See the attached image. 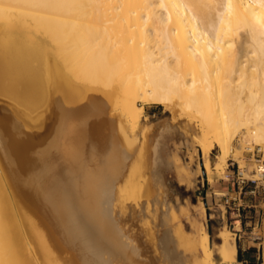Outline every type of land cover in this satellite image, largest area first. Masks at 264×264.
<instances>
[{
	"label": "bare ground",
	"instance_id": "obj_1",
	"mask_svg": "<svg viewBox=\"0 0 264 264\" xmlns=\"http://www.w3.org/2000/svg\"><path fill=\"white\" fill-rule=\"evenodd\" d=\"M22 75L29 80L19 81L17 77ZM64 75L75 83L68 82L67 89L74 96L84 97L86 102H79L87 111L77 116L81 123L85 121L78 129L79 137L86 136L84 140L89 137L106 140L108 133L101 132L110 127L124 132L128 126L130 133H136L145 105L159 104L175 116L187 117L199 129L197 141L208 173L212 170L209 156L216 148L220 150L217 169H224L232 156L247 177L259 179L264 170L263 158L259 173L252 175L244 152L255 144L264 152V0H0V96L39 109L63 83ZM2 105L8 107L9 101L4 100ZM92 112L97 116L91 117ZM69 130L74 133L71 127ZM29 145V142L15 145L14 166L6 143L0 142V264H76L65 236H56L59 226L56 227L54 214L66 216L69 224L75 226L78 202L68 171L78 172L81 183L77 182L91 188L99 182L102 174L99 177L97 173H103L105 165L102 162L104 166L100 167L101 162L91 160L92 153L87 151L80 153V150L81 156L73 157L79 149L76 147L72 156H68L70 160L74 158L71 161H66L65 156V161L54 166L50 159H47L50 163L41 160L47 164L42 168L37 165L39 159L29 152ZM69 149L65 150L68 155ZM36 165L40 166L38 171L34 170ZM121 167L109 171L106 180L111 182L120 176ZM103 186L106 189L107 185ZM88 187L82 198L92 194V188ZM105 189L83 206L94 211L100 197L109 194L111 187ZM17 210L24 222H18ZM101 217L97 216L99 222ZM38 218L46 220L42 223L47 227H41L49 235L41 232ZM81 222L84 226L81 228L92 232L93 222ZM95 229L97 250L92 248V252L97 251L98 261L94 262L108 264L125 253L117 227L116 232L109 227L99 233ZM198 230L197 234H191L180 226L176 233L179 245L185 244L186 249L200 254L198 264H216L206 226L201 225ZM233 235L236 233L229 229L218 233L220 263L238 261ZM56 249L69 251L67 256L60 252L65 255L64 261L63 256L60 259L56 256ZM178 258H174V264L180 263Z\"/></svg>",
	"mask_w": 264,
	"mask_h": 264
},
{
	"label": "rangeland",
	"instance_id": "obj_2",
	"mask_svg": "<svg viewBox=\"0 0 264 264\" xmlns=\"http://www.w3.org/2000/svg\"><path fill=\"white\" fill-rule=\"evenodd\" d=\"M17 79L21 82L29 80V78L24 75L18 76ZM62 80L63 83L58 87L53 96H51V99L46 100L44 105L39 109L32 108V104L27 103L26 106L20 105L16 100L0 96V118L3 119L0 124V142L6 143L10 161L14 166L17 165V158L14 153L15 145H26L27 142L30 143L28 146L29 152L40 160L41 164H39L38 160L37 165H42V168L47 165L46 163H50L48 161L49 159L54 163V166L58 165L59 162L65 160L69 161L72 156V149L74 148L73 152H75L77 148L79 149L76 150L77 153L72 152L74 155L73 157H75V155L79 156V151L82 150L80 153L88 152L90 155L92 153V156H90L91 160L96 159V163L101 162V166L99 165L100 167L104 165L105 167L110 166L109 168L103 167V173H97L100 175H98L99 177H101L102 174V177L100 180L98 179L99 177L96 178L100 182L96 181V183H94V185L96 184V192H94L92 181L91 185H93V187L91 188L94 193L92 192L90 196L84 198H82V193H85L84 190H86L85 188L88 187V184H80L81 180L80 176H77V174L79 175L78 172L73 171V169L68 171L69 175L72 174V176L69 177L73 182V193L76 195L75 200L78 202H75L76 207H78L76 208L78 222L75 223V226L78 228L69 224L66 216H64V218L63 216L54 214V222L56 227L59 226L56 230V236L59 238L65 236L64 241H68V246H71L70 251L76 257V264H98L94 262L98 261L95 260L98 259L97 251H94L97 250L95 246V234H97L94 231L95 228H97L95 230L98 233L108 227L114 231L118 229V231L115 232H120L119 234L121 237L119 235V238L122 240V243H124L125 253H122V256L119 255L117 259L111 260L108 264H174V258L176 257H179V264H198L201 255H198V253L195 254L194 252L193 254L188 247L186 249L184 243V245H179L180 241L176 233L179 231L180 226H183V228L191 234H197V231L199 232L198 228H200L201 225L206 226L214 250V259L215 261L217 260L216 264H223L220 263L221 258L217 252L218 245L221 242L218 233L221 229H229L236 233V235L233 236H235L238 252L240 249L239 245L248 247L256 241L260 242L264 248V180H257L258 177L255 176L247 177L243 175L239 162L233 159L232 156L227 159L224 169L215 168L220 153L219 148L213 150L209 156L212 162V170L208 173L204 166L205 156L197 141L199 129L195 127L194 122H189L187 117L181 115L175 116L170 109H166L163 105L159 104L145 105L144 119L142 118L141 126L136 133H130V128L127 125L124 132H121V130L119 132L117 128L112 127L111 129L110 127L107 131L102 129L101 132L102 135L106 132L108 133L109 139L106 138V140H108L107 142H105V139L102 140V138H97L96 140V138L89 136V139L87 138L84 140L83 138H86V136L83 134L80 135L83 139L81 140L79 137L81 132L79 130L78 133V129L83 126L85 121L81 123L82 119L77 116L85 110L87 111L85 105H80V103L85 100L84 97L74 96V94L67 89L68 82L74 83L67 75H64ZM4 100L9 101L8 107L2 105ZM78 103L79 105H77ZM85 103L83 102V104ZM64 105H66V107ZM80 108L81 110L79 112L78 109ZM117 110H113L112 112L120 113L119 108H117ZM90 115L91 117L97 116L96 112H92ZM68 127L69 129L71 127L74 133H69L68 131L70 130ZM113 130H115V133ZM124 134L126 135L124 136ZM117 137H120V140ZM115 139L118 141H115ZM121 140L123 141L121 142ZM119 141L123 146H121ZM87 143L89 146H87L88 148L86 147ZM101 144L102 146H100ZM131 144L135 146H131ZM91 145L96 146L91 147ZM101 147L103 148L101 149ZM91 148H94L96 152L94 149V152H91ZM261 148L260 145L255 144L252 149L244 151L247 168L250 169L252 167L250 169L252 175L259 173L257 172L258 166L264 158V152ZM67 149H69L70 155L66 152L68 151ZM49 150H51V152ZM108 153L109 155L113 154V158L111 155H108V157ZM65 156L67 158L68 156L70 157L65 159ZM41 160H44V162L46 161V165ZM37 165L34 168V170L36 169L35 171L40 169V166ZM120 167V176L112 178L113 180H111V182L106 180L108 173H110L109 171L113 170V168L115 170V168L117 169ZM102 170L97 168L98 172H102ZM75 172L76 175L74 174ZM105 174L106 176L104 177ZM238 177L245 178L246 182L239 185L237 183ZM253 180L257 181L253 182ZM77 181H80V183ZM104 181L108 183L106 184ZM112 181L114 182L112 183ZM102 182L104 183L102 184ZM220 183L224 185L230 184L232 186V191L241 192L237 194V199L234 198L235 196L230 197L227 193H222L219 188ZM104 184L111 187L109 194L100 197L101 200H98L94 211L86 209V202L88 203V200L91 201V198H97V193L104 191ZM79 185L80 187L78 188ZM89 188L90 187H88V189ZM78 189L80 190L79 193H77ZM102 198L105 200H102ZM103 203L105 208L102 207ZM252 203L257 204L254 209H258V211L254 212L255 217L250 218L252 214L249 213V216H247V211L251 208L248 207L247 204ZM98 204L99 206L101 204V206L99 207ZM101 207L102 210L104 208L105 211L103 210L102 212ZM17 213L19 214L17 218L18 222H24L21 211L17 210ZM87 215L90 218L88 217L89 220L85 221ZM96 215L98 218L104 216V220L102 217L100 218L103 224L101 221L99 222ZM175 215L177 218H174L176 217ZM92 217L93 219H91ZM43 219L44 218H41V220ZM64 219H66V221ZM236 219H241L243 225L248 219L256 220V228L253 229L254 225H245L242 230L239 223L235 224ZM79 220L85 221L84 223L87 221V223H91L94 220L97 221L93 222L95 227L92 232H88V230L81 228L84 226H81L83 223ZM43 221L46 223L45 219ZM43 221H40V218H38L40 224ZM106 221H108L107 224ZM109 221L112 224H109ZM43 223L39 225L40 227L44 226L45 229L47 226ZM178 223L181 225L178 226ZM68 224L69 226H67ZM95 224L98 225L99 228H103L104 224L106 225L101 230ZM65 226L69 227L70 230ZM112 226L114 228L117 227V229H114ZM73 227L78 231L79 229L82 231L80 230L78 232L76 229H73ZM41 228L43 234L49 233L47 229L44 230L43 227ZM72 229L75 232H73ZM238 230L241 231L238 232ZM69 231H72V233H69ZM83 232L85 233L84 235ZM81 233L82 235H80ZM90 233L94 234V237L91 236L92 234ZM86 234H88L89 237ZM86 238H89V240ZM165 238L168 239V246L165 244ZM80 241H82L83 244ZM86 241L88 242L86 243ZM166 247H168V249ZM92 248H95L93 251L96 253V258L95 255H93L94 252H92ZM60 250L58 251V249H56V256L58 257L59 255L58 259H60V255L61 257L63 256L61 259L64 261V257L65 255L67 256L66 253L69 251L66 250L64 252L63 249ZM168 250L171 252V255H169ZM187 250H189V252ZM60 252H64L63 254L65 255ZM87 252L91 254H89V256L87 255L88 257L86 256ZM90 259L94 260L91 261ZM237 259L238 261L232 264H241L238 255ZM262 261L264 262V258H262Z\"/></svg>",
	"mask_w": 264,
	"mask_h": 264
},
{
	"label": "crops",
	"instance_id": "obj_3",
	"mask_svg": "<svg viewBox=\"0 0 264 264\" xmlns=\"http://www.w3.org/2000/svg\"><path fill=\"white\" fill-rule=\"evenodd\" d=\"M226 183V182H224ZM220 191L222 193H227V195H229L230 197H234L237 199L238 197V193H241L239 191H232V186L230 184L224 185L223 183H220L219 185ZM255 191V190H253ZM228 200V199H227ZM248 207H250L251 209H249L247 212V216H249V213L252 214L250 215V218L255 217L254 212H257L258 209H254V207L257 206L256 203H252V204H247ZM239 223L240 226L242 227V230L244 228L245 225H254L253 229H255L256 227V220L253 219H248L246 221V223L243 225V222L241 221V219H236L235 220V224ZM236 227V226H235ZM241 230H238V232ZM240 249L238 252V256L240 259V263L241 264H264V262L262 261V258H264V248L261 245L260 242H254L253 244H250L248 247L245 246H241L239 245Z\"/></svg>",
	"mask_w": 264,
	"mask_h": 264
},
{
	"label": "built area",
	"instance_id": "obj_4",
	"mask_svg": "<svg viewBox=\"0 0 264 264\" xmlns=\"http://www.w3.org/2000/svg\"><path fill=\"white\" fill-rule=\"evenodd\" d=\"M263 166V160H261L259 167ZM241 174V173H240ZM257 180H264V170L261 172V176H259V179ZM257 180H253V182H256ZM245 178L238 177L237 183L240 185L241 183H245ZM253 191V190H252Z\"/></svg>",
	"mask_w": 264,
	"mask_h": 264
}]
</instances>
